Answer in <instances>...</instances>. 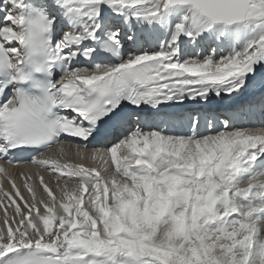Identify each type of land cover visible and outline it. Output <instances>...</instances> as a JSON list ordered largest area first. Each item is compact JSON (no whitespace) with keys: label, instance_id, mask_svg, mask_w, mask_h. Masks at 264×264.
<instances>
[{"label":"snow or ice","instance_id":"snow-or-ice-1","mask_svg":"<svg viewBox=\"0 0 264 264\" xmlns=\"http://www.w3.org/2000/svg\"><path fill=\"white\" fill-rule=\"evenodd\" d=\"M257 68L264 0H0V160L99 164L9 177L0 264H264V127L203 110Z\"/></svg>","mask_w":264,"mask_h":264},{"label":"bare ground","instance_id":"bare-ground-1","mask_svg":"<svg viewBox=\"0 0 264 264\" xmlns=\"http://www.w3.org/2000/svg\"><path fill=\"white\" fill-rule=\"evenodd\" d=\"M254 80L256 81V82H260L261 81V73H259L258 72V70H256V74H255V76H254ZM68 158V157H67ZM13 170H15V169H13ZM43 173L45 174V175H47L48 173H49V171H43ZM53 177H55V175H52ZM56 178V177H55ZM12 180L13 181H17V178H15V176H13L12 177ZM0 198H1V196H0ZM23 208V207H22Z\"/></svg>","mask_w":264,"mask_h":264}]
</instances>
